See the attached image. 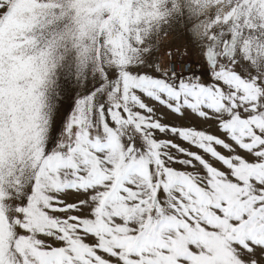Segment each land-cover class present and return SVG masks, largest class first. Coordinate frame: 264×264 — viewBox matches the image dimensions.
<instances>
[{
  "label": "snow or ice",
  "instance_id": "obj_1",
  "mask_svg": "<svg viewBox=\"0 0 264 264\" xmlns=\"http://www.w3.org/2000/svg\"><path fill=\"white\" fill-rule=\"evenodd\" d=\"M0 264H264V0H0Z\"/></svg>",
  "mask_w": 264,
  "mask_h": 264
},
{
  "label": "rangeland",
  "instance_id": "obj_2",
  "mask_svg": "<svg viewBox=\"0 0 264 264\" xmlns=\"http://www.w3.org/2000/svg\"><path fill=\"white\" fill-rule=\"evenodd\" d=\"M176 43L179 44V43H180V40L177 39V40H176ZM184 59H185V61H188V57H185ZM195 60H196V57H195V55H193L192 58H191V62H192L194 65H195ZM160 111H163V109H160ZM166 122H171V123H178V122H179V123H187L188 121L180 122V121H176V120H174L171 116H168ZM191 123L196 124L198 127L201 126L200 123H199V121H196V120H194V119L191 121ZM205 127H206V126H205ZM212 130H213V129H209V131H212Z\"/></svg>",
  "mask_w": 264,
  "mask_h": 264
},
{
  "label": "built area",
  "instance_id": "obj_3",
  "mask_svg": "<svg viewBox=\"0 0 264 264\" xmlns=\"http://www.w3.org/2000/svg\"><path fill=\"white\" fill-rule=\"evenodd\" d=\"M188 62L189 61H185V64H177V65H174V67H176L178 71L183 70L186 67V65L188 64ZM193 66H194V64H193Z\"/></svg>",
  "mask_w": 264,
  "mask_h": 264
}]
</instances>
